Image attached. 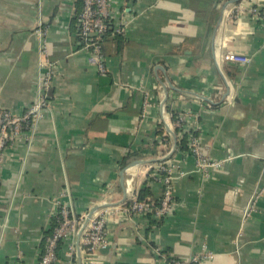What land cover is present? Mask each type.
Returning a JSON list of instances; mask_svg holds the SVG:
<instances>
[{"label": "crops", "instance_id": "1", "mask_svg": "<svg viewBox=\"0 0 264 264\" xmlns=\"http://www.w3.org/2000/svg\"><path fill=\"white\" fill-rule=\"evenodd\" d=\"M111 2L113 28L126 30L104 39L101 74L77 50L82 0H0V111L22 115L37 98L40 21L56 67L50 110L29 140L26 131L7 149L0 264H38L66 186L76 210L90 214L138 197L169 152L193 171L194 157L177 150L172 115L189 110L205 154L223 168L178 180L175 209L160 222L111 219V246L93 259L62 242L60 264H170L203 250L215 258L198 264H264V192L244 218L264 186V21L228 14L237 4L264 9V0ZM227 52L251 62H225ZM148 186L162 196L161 184Z\"/></svg>", "mask_w": 264, "mask_h": 264}, {"label": "built area", "instance_id": "2", "mask_svg": "<svg viewBox=\"0 0 264 264\" xmlns=\"http://www.w3.org/2000/svg\"><path fill=\"white\" fill-rule=\"evenodd\" d=\"M83 8L78 14L77 19V50L88 53V62L95 66L101 74L108 72L107 59L103 53L101 39L106 34L110 24L114 22L111 0H82ZM247 11L253 17L264 21V9L262 5H238L234 10L228 12ZM116 22V21H115ZM116 33H125V25L119 23L114 28ZM35 33L41 40L39 79L37 86V98L28 106L22 115L13 113L10 110L0 111V178L2 169L7 158V149L9 143L19 137L22 133L28 132L30 136L34 134L39 123L45 117V114L51 108L50 90L54 80L55 65L48 60V45L45 40L47 30L43 28L40 21ZM79 48V49H78ZM223 60L228 63L238 65H247L251 58L238 52H227ZM175 128L179 130L177 136L180 138L189 134L188 145L189 153L195 159V169L193 171L181 170L179 164L171 157L169 152L165 159L158 164L155 171L150 173L149 177L159 182L163 186V197L158 207L152 204L138 201L134 197L129 206L127 202L119 203L115 206H104L93 210L90 214L79 213L73 202L71 189L66 186L61 198L57 200V225L51 235L46 237L45 247L42 251L38 264H60L59 246L66 242L69 246L70 254H82L89 259L99 251L108 249L111 246L108 232V224L111 219L116 222H124L134 216H146L148 213H154L158 219L169 217L175 209V184L181 178L192 173H199L206 179L210 178L213 171L220 170L225 165V160H215L207 156L202 147L199 136V120L192 111H185L179 114ZM26 133V134H28ZM264 192V186L257 194L253 195L250 206L244 212V218L249 217L256 210V203ZM159 255L162 253L159 251ZM215 254L203 250L199 255L189 260L172 259L170 264H198L203 260H212Z\"/></svg>", "mask_w": 264, "mask_h": 264}, {"label": "trees", "instance_id": "3", "mask_svg": "<svg viewBox=\"0 0 264 264\" xmlns=\"http://www.w3.org/2000/svg\"><path fill=\"white\" fill-rule=\"evenodd\" d=\"M82 3H83V1H82ZM76 19H78V16H77ZM76 21H77V20H76ZM111 34L115 35L116 37H119L120 35L123 36V34L116 33L115 30H114V28H113V24H110L109 27H108V30H107L106 34H104L103 38L101 39V45L103 44L104 39H105L106 37L110 36ZM102 46H103V45H102ZM102 50H103V49H102ZM103 53H104V52H103ZM172 115H173V121H174V123H175L176 120H177V118H178V116H179V114L173 112ZM175 131H176L177 134L179 133V130H178L177 128H175ZM162 133H163V131L160 132L159 134L162 135ZM167 138H168V137H167ZM188 138H189V134H185V135H183L182 137L179 138V140H178V146H177V150H178V152L189 151V145H188L189 142H188ZM9 145H11V143H9ZM160 163H161V162H160ZM160 163H158V164H160ZM152 171H153V170H152ZM154 171H155V169H154ZM153 182H157V181H155L153 178H150V177H149L148 184L153 183ZM157 183H159V182H157ZM148 184L146 183V188H144V189L140 192V194H139V196L137 197V199H138V201H142V202H146V203L152 204L153 208H154V207H158V206L160 205V202H161L162 197H163V191H162V196H161L160 198H155L154 195H153V193H152V191H151V187H149ZM159 184H160V183H159ZM162 188H163V186H162ZM126 202H127V204H128L129 206L132 204L131 201H126ZM146 216H147V217H150V218H152V219H155V220H156L155 222H158V221L160 222V221H162V219H158V218H156V217L154 216V213H153V212H152V213H148ZM54 222H55V225H54L53 227L55 228V226H56L57 223H58V222H57V218H55ZM54 228H53V229H54ZM50 235H51V234H50ZM44 247H45V246H44ZM172 259H173V258H170V260H172ZM170 260H169V261H170Z\"/></svg>", "mask_w": 264, "mask_h": 264}]
</instances>
